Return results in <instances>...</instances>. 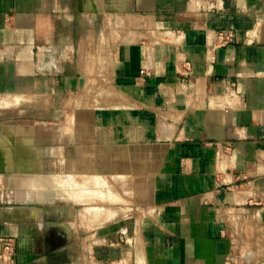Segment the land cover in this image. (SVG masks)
I'll use <instances>...</instances> for the list:
<instances>
[{"label": "crops", "instance_id": "crops-1", "mask_svg": "<svg viewBox=\"0 0 264 264\" xmlns=\"http://www.w3.org/2000/svg\"><path fill=\"white\" fill-rule=\"evenodd\" d=\"M0 120L16 264H264V0H0Z\"/></svg>", "mask_w": 264, "mask_h": 264}, {"label": "rangeland", "instance_id": "rangeland-1", "mask_svg": "<svg viewBox=\"0 0 264 264\" xmlns=\"http://www.w3.org/2000/svg\"><path fill=\"white\" fill-rule=\"evenodd\" d=\"M2 120H0V128L3 129V126L5 123H2ZM7 135H10L9 138L7 137ZM1 137H3V138H1ZM5 137H6V139H5ZM12 141H13V139H12L11 133L7 134V133H4V131L0 132V186L1 185L6 186L5 181H4L5 178L7 180V184L9 182V180L12 179L11 174H8V175L4 174L5 170H7V168H8L6 160H5V156H6L5 144L6 143L11 144V143H13ZM10 167L11 166H9L8 169H10ZM67 171H68L67 173H70V168H68ZM11 182L12 181L10 180V184H11ZM16 182L19 183V181H16ZM39 183L41 184L42 187L43 186L44 187H51V186L54 187L53 181L51 179H48V178H46L45 180H40ZM103 184L104 185L107 184V181H106V183H104L100 177L95 179V186H97L96 188H94L95 191L101 192V188H102ZM19 185H21V184H19ZM108 185H110V184H108ZM143 187H142V189H139V187H137L136 190L133 189V192H134L136 198L139 197V195L146 193V191ZM96 189H99V190H96ZM116 190H117V188H116ZM130 190H132V189H130ZM123 197L124 196H122V198ZM98 198H99L98 202H101V199H100L101 196L100 195ZM127 200L129 201L128 198H127ZM140 214L141 213L139 212L138 209L136 211L135 210L131 211V216H132L131 219L132 220H130V222H128L130 225V228L128 231V236H125V234H123L121 232L122 230H126V229L120 227V228H117L116 231L113 233L115 239L109 240L108 243L104 242V244H95L94 245L92 251H93V257H94L95 264H140L137 262V259L140 256L143 257V250H142L141 244L139 242L140 238L138 237V239H137L136 234H135V229L132 226L134 221H135L134 217L139 218ZM101 249H104V251L106 250V252H109V254L111 255L110 257L114 256L115 259L110 260L109 262L100 260L101 256L98 258L96 256V254L99 253L101 251ZM123 260L125 262H123ZM142 264H145V263H142Z\"/></svg>", "mask_w": 264, "mask_h": 264}, {"label": "built area", "instance_id": "built-area-1", "mask_svg": "<svg viewBox=\"0 0 264 264\" xmlns=\"http://www.w3.org/2000/svg\"><path fill=\"white\" fill-rule=\"evenodd\" d=\"M220 34L221 44L230 42L234 38L232 33L221 32ZM0 261L1 264H16V244L13 237L0 236Z\"/></svg>", "mask_w": 264, "mask_h": 264}, {"label": "bare ground", "instance_id": "bare-ground-1", "mask_svg": "<svg viewBox=\"0 0 264 264\" xmlns=\"http://www.w3.org/2000/svg\"><path fill=\"white\" fill-rule=\"evenodd\" d=\"M1 138H3V137H1Z\"/></svg>", "mask_w": 264, "mask_h": 264}]
</instances>
